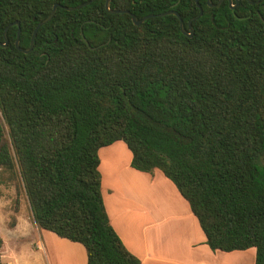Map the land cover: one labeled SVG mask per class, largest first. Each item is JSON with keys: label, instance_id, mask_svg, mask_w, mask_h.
<instances>
[{"label": "trees", "instance_id": "16d2710c", "mask_svg": "<svg viewBox=\"0 0 264 264\" xmlns=\"http://www.w3.org/2000/svg\"><path fill=\"white\" fill-rule=\"evenodd\" d=\"M87 1L0 0V168L17 167L34 223L87 264H142L102 196L99 151L121 141L133 169L175 185L213 252L264 264V0H199L192 37L174 15L136 26L95 0L58 8L18 51L19 28L29 49L54 5ZM110 1L138 19L174 10L188 33L199 14L196 0Z\"/></svg>", "mask_w": 264, "mask_h": 264}, {"label": "crops", "instance_id": "0c3cea01", "mask_svg": "<svg viewBox=\"0 0 264 264\" xmlns=\"http://www.w3.org/2000/svg\"><path fill=\"white\" fill-rule=\"evenodd\" d=\"M100 156L101 190L111 225L142 264H219L223 252L208 247L188 202L160 170L133 169L132 153L121 141L101 148ZM55 236L47 240L48 247L39 244L53 264H87L81 244Z\"/></svg>", "mask_w": 264, "mask_h": 264}, {"label": "rangeland", "instance_id": "374dc122", "mask_svg": "<svg viewBox=\"0 0 264 264\" xmlns=\"http://www.w3.org/2000/svg\"><path fill=\"white\" fill-rule=\"evenodd\" d=\"M36 226L17 167L13 170L0 168V236L4 242L0 248V259L3 264H53L45 248L39 244L44 242L48 247L49 237L56 236L38 230ZM255 254L254 248L245 253L223 252L218 263L254 264Z\"/></svg>", "mask_w": 264, "mask_h": 264}, {"label": "water", "instance_id": "95a60500", "mask_svg": "<svg viewBox=\"0 0 264 264\" xmlns=\"http://www.w3.org/2000/svg\"><path fill=\"white\" fill-rule=\"evenodd\" d=\"M94 1H95V0L87 1V2L81 4V5L77 6V7H65V6H62V5H60V4H56V5H54V7H53V9H52V11H51V13H50V15H49L44 21L40 22V23L37 25V27L35 28L34 33H33V36H32V39H31V44H30L29 49H23V48L20 47V33H21V29L19 28L18 33H17V40H16V43H15L16 48L18 49V51H20V52H22V53H25V54L30 53V52L32 51L33 47H34L35 38H36V36H37V33H38L39 29H40L42 26H44L45 24H47L48 22H50V21L53 19V17L55 16V14H56L58 8L65 9V10H67V11H74V10H79V9L84 8V7H86V6L90 5V4H92V2H94ZM105 1H106V3H105L106 10L108 11V13L113 14V15H115V14H127V15H130V16L132 17V21H133L134 25H136V26H140V25L143 24L145 21H147V20H149L150 18L155 17V16H158V17H164V16H168V15H174V16H176V17L180 20V28H181V31H182V33H183L185 36H187V37H192L193 34H194V30H193V27H192V23H193V21H196V20L200 19V18L202 17V15H203V9H202V7H201L200 4H199V0H196L197 6H198V8H199V14H198V16H196L194 19H192L191 21H189V24H188V25H189L190 32L188 33V32L185 30V28H184V24H183V21H182V19H181V16H180L176 11H174V10L167 11V12H165V13H161V14H158V15H149V16H146V17H144V18H142V19H138V18H137L135 15H133L129 10H112V9H110V3H111V1H110V0H105ZM223 1H224V0H220L217 4H212L211 1L208 0V5H209V7H220L221 4L223 3ZM228 1H229V3H230V8H231L232 10H234V9L236 8V6L238 5V3H236V5H233V4H232V3H233V0H228ZM236 1H238V0H236ZM248 1H249V3H251L252 5L254 4V2H252L251 0H248ZM260 1H261V0H257L256 3L258 4V3H260ZM179 2H180V0H179ZM13 25H16V26L20 27V24H19L18 22H16V23L10 25V26L6 29V32H7V30H8L11 26H13ZM5 40H6V42H5L4 44H2V43L0 42V46H3V47H6V46H7L8 41H7V39H6V35H5ZM83 40L85 41V43H86L87 45H89V44H88V41L86 40L85 37H83ZM91 49H92V50H95V48H91Z\"/></svg>", "mask_w": 264, "mask_h": 264}]
</instances>
